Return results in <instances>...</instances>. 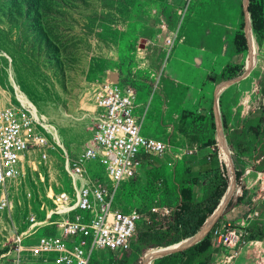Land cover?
<instances>
[{"label": "rangeland", "instance_id": "obj_1", "mask_svg": "<svg viewBox=\"0 0 264 264\" xmlns=\"http://www.w3.org/2000/svg\"><path fill=\"white\" fill-rule=\"evenodd\" d=\"M151 6V0H0V104H14L15 95L20 99L19 91L28 99L26 105L57 129L64 149L46 163L31 153L22 164V179L9 196L11 208L0 210V258L14 243L16 229L24 226L26 216L47 201V193L52 189L60 192L68 183L63 153L66 150L77 157L92 140L96 126L94 95L100 85L118 80L133 84L137 90L135 115L143 116L149 105L142 136L166 140L163 127L154 125L161 106L159 90L154 92L158 82L155 80L149 89L142 86L156 79L142 51L149 40L146 34ZM154 41L165 42L162 37ZM178 41L179 31L175 43ZM175 47H164V69L171 62ZM202 125L199 119H192L178 126L180 135L168 130L171 146L196 149V131ZM228 147L231 151L229 143ZM222 151L225 156V150ZM226 170L223 167L220 171L224 176L215 178L219 185L225 178L230 185V175L237 181V173L229 170L228 174ZM155 171L146 170L141 177L125 183L118 202L126 209H138L145 218H149L154 207L175 203L174 189L163 172ZM97 173L103 174L93 163L90 175L95 178ZM145 223L146 220L139 226ZM41 236L36 234L34 240ZM146 252H140L133 244L130 252L117 259V252L96 250L91 264H148L143 257ZM235 252L229 261L219 253L212 264H234L238 258ZM252 262L264 264V252L253 256Z\"/></svg>", "mask_w": 264, "mask_h": 264}, {"label": "built area", "instance_id": "obj_2", "mask_svg": "<svg viewBox=\"0 0 264 264\" xmlns=\"http://www.w3.org/2000/svg\"><path fill=\"white\" fill-rule=\"evenodd\" d=\"M191 4L192 0H188L178 11L180 24ZM178 31L164 39L163 45L168 50L174 47ZM158 88L159 83L154 92ZM136 96V87L120 80L104 83L95 90L96 126L92 140L77 157L65 150L63 170L68 183L60 192L51 188L47 201L26 216L24 226L17 227L14 243L0 258V264H91L96 250L117 252V259L132 250L138 226L146 218L138 209H126L118 202L123 184L152 170L157 158L173 150L166 140L142 136L149 105L143 116H136ZM14 98V104L11 101L0 104V210L11 208L9 196L14 185L21 181L22 164L31 153L46 163L59 150H64L57 129L36 114L32 106L16 95ZM213 150L223 162L221 146L216 144ZM178 151L181 157L182 154L193 156L197 149ZM93 163L103 173H97L95 178L90 175ZM247 172L253 170L248 167ZM240 183L241 177L235 190L241 196L244 189ZM257 183L264 195V172L257 173ZM152 212L164 218L171 209L164 205L154 207ZM258 216V212L252 213L241 226L214 225L210 231L213 248L230 251L228 261L234 257L233 251L239 258L248 243L257 241L250 239L248 228ZM39 233L42 236L34 240ZM262 252L264 249L253 256Z\"/></svg>", "mask_w": 264, "mask_h": 264}, {"label": "crops", "instance_id": "obj_3", "mask_svg": "<svg viewBox=\"0 0 264 264\" xmlns=\"http://www.w3.org/2000/svg\"><path fill=\"white\" fill-rule=\"evenodd\" d=\"M151 1L154 6L149 11L151 16L146 34L149 40L142 51H145V61L151 64L152 77L156 79L142 86L149 89L155 80L159 83L157 91L161 106L154 125L163 127L162 130L169 137L168 130L180 135L179 125L199 119L203 124L201 129L205 140H216L222 149L221 136L231 142V147L248 145V151L238 154L235 161L232 159L234 171L241 173L240 186L244 189L241 196L234 194V197L242 198V201L216 224L241 226L254 212H258L259 216L249 226L256 221L264 222V195L259 192L257 183V173L261 172L254 170V165L259 164L264 155L255 158L254 145L248 135L250 128L260 125L263 116L264 38L257 50V35L249 12L250 0H194L182 25L177 12L186 0ZM178 29L180 41L175 43L171 62L164 69V46L154 40L157 37H171ZM239 69L243 73L237 76ZM237 79L241 80L235 82ZM212 122L216 126L215 130L211 129ZM167 137L166 141L171 143ZM215 146L202 150L196 148L195 155L182 154L183 157L172 146V153L157 158L154 168L160 174L163 172L170 188L174 190L176 181H195V196L200 201L213 189L211 184L219 169L227 167L229 174L230 160L226 157V151L224 161L220 162L213 152ZM248 167L253 172L248 173ZM232 187L234 189L233 182ZM260 241H252L234 264H253V254L264 249V239ZM253 243L257 244L253 246ZM219 253L226 259L230 251L214 248L207 260L200 264L214 263ZM158 255L152 253L149 257L151 264H154L153 258Z\"/></svg>", "mask_w": 264, "mask_h": 264}, {"label": "trees", "instance_id": "obj_4", "mask_svg": "<svg viewBox=\"0 0 264 264\" xmlns=\"http://www.w3.org/2000/svg\"><path fill=\"white\" fill-rule=\"evenodd\" d=\"M263 3L264 0H250L249 3L252 26L257 35V50H259L264 38ZM242 73L243 70L239 69L237 76ZM211 129H216L214 122L211 124ZM203 132V129L196 131L197 136L195 143H198L196 147L199 150L217 144L216 140H205L202 136ZM248 135L250 142L254 145L256 152L255 158H259L261 154L264 155V109L260 125L258 127L250 128L248 130ZM228 143L232 146L231 142L228 141ZM231 149L232 158L235 161L238 154L249 150V146L237 145L236 147H231ZM152 170H155V168ZM254 170L260 172L264 171V159L259 164L254 165ZM217 176L218 178L224 176L220 169L217 171L215 178H217ZM240 177L241 173L237 172L238 182ZM228 185L229 182L227 178L223 179L220 185L219 183H216L214 179L211 184L213 189L210 191L209 195L198 201L194 191L195 181H176L174 184V192L176 191V196L174 198L175 203L170 205L165 204L171 209L170 215L162 218L151 211L149 218H146L147 223L138 226L136 235L133 239V244L140 252H146L150 249L167 248L184 240L187 241L186 239L195 236L204 227L208 218L219 206L229 187ZM241 201L242 198L236 199L234 197L230 201L222 218H224L225 215H227L235 206H238ZM248 232L250 233L251 240L264 239V222L256 221L252 223L248 228ZM212 239V232H209L208 235L196 245L184 251L160 258L154 261V264H200L201 262L206 261L214 250Z\"/></svg>", "mask_w": 264, "mask_h": 264}, {"label": "water", "instance_id": "obj_5", "mask_svg": "<svg viewBox=\"0 0 264 264\" xmlns=\"http://www.w3.org/2000/svg\"><path fill=\"white\" fill-rule=\"evenodd\" d=\"M240 80L241 79H237L235 82H238ZM218 106L219 105H218V100H217L216 101L217 112H218ZM221 138H222L221 145L223 146V149L228 154L227 156L229 157V160H230L229 170H233L234 171V165H233V162H232L231 152H230V149L228 147V142L225 140V138L223 136H221ZM232 177L233 176L230 175V181L231 182H230V185H229V187L227 189V192L225 193V196H228L230 194L228 199L226 200V203L222 206V204H223V199H222V201L220 202L219 206L214 211V213L208 218L206 224L200 230V232L197 233L195 236H193V237H191L189 239H186L187 240L186 242L182 241V242H180L178 244H175V245H172L170 247H167V248H170V249H168L164 253L154 257L153 261H156V260H158L160 258H163V257L169 256V255L184 251L186 249H189L190 247H192V246L196 245L197 243H199L203 238H205L208 235V233L211 231V229L214 227V225H216L218 220L223 216V214L225 213L230 201L234 197L235 190H236L235 189L236 180H234ZM232 182L234 184V189H232L233 188L232 187ZM225 196H223V198ZM219 209H220V211L218 212Z\"/></svg>", "mask_w": 264, "mask_h": 264}, {"label": "bare ground", "instance_id": "obj_6", "mask_svg": "<svg viewBox=\"0 0 264 264\" xmlns=\"http://www.w3.org/2000/svg\"><path fill=\"white\" fill-rule=\"evenodd\" d=\"M17 88V87H16ZM17 91H18V88H17ZM18 96L20 97V100L24 103V104H28V99L23 96L19 91H18ZM225 201H223V205L225 204L227 198L224 199ZM222 207V206H221ZM221 209V208H220ZM252 244V242L248 243L247 246L245 248L242 249V251L246 248H248L250 245ZM170 249V248H169ZM161 250H166V248H157V249H150L146 252L144 258H145V261L146 263L150 264V258H151V255L152 253H155L156 251H161ZM241 251V252H242ZM154 255V254H153ZM150 257V258H149Z\"/></svg>", "mask_w": 264, "mask_h": 264}]
</instances>
